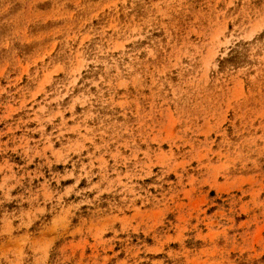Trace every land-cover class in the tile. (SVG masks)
Instances as JSON below:
<instances>
[{"label":"rangeland","instance_id":"obj_1","mask_svg":"<svg viewBox=\"0 0 264 264\" xmlns=\"http://www.w3.org/2000/svg\"><path fill=\"white\" fill-rule=\"evenodd\" d=\"M0 264H264V0H0Z\"/></svg>","mask_w":264,"mask_h":264}]
</instances>
